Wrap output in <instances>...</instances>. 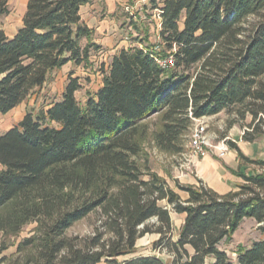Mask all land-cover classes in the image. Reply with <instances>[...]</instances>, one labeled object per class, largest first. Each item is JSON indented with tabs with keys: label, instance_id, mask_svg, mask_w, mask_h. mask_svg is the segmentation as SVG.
I'll return each mask as SVG.
<instances>
[{
	"label": "trees",
	"instance_id": "obj_1",
	"mask_svg": "<svg viewBox=\"0 0 264 264\" xmlns=\"http://www.w3.org/2000/svg\"><path fill=\"white\" fill-rule=\"evenodd\" d=\"M92 2L28 0L16 36L0 30L1 114L69 63L91 66L102 48L80 11ZM161 3L160 51L118 52L85 106L76 98L80 80L70 76L60 101L28 113L0 136V233L15 236L37 224L18 247V264H168L155 256L118 261L148 234L159 235L155 246L171 254L169 264H264V239L242 248L236 263L219 247L246 219L264 235V160L246 157L229 140L240 162L234 173L243 182L226 195L178 185L185 196L156 174L145 180L138 162L143 123L157 114L163 126L155 139L167 152L181 151L195 119L222 112L252 117L245 142L264 136V0ZM7 14L9 0H0V17ZM170 55L175 66L163 69L157 59ZM252 165L260 171H242ZM171 212L184 218L176 241ZM94 214L93 236H69Z\"/></svg>",
	"mask_w": 264,
	"mask_h": 264
},
{
	"label": "rangeland",
	"instance_id": "obj_2",
	"mask_svg": "<svg viewBox=\"0 0 264 264\" xmlns=\"http://www.w3.org/2000/svg\"><path fill=\"white\" fill-rule=\"evenodd\" d=\"M161 2L162 0H120V3L117 4L115 14L109 17L117 21L118 26L122 30L121 34L129 45H134L138 48H152L153 51L158 52V47L159 49L162 48L161 41L157 36V24L159 22L157 7L162 5ZM23 16V0H9V14L0 17V28H4L10 33L12 30L19 27ZM105 64L106 63L103 62V65H101L100 61H95L90 68L92 75L96 78L101 77L104 74ZM57 77L58 73H56L54 77H51L44 92H42L41 89L31 96V98L34 96L35 99L39 98V111L44 110L48 102L52 101L55 94H57V91H53ZM88 93L91 94L90 91L81 92L79 95L81 103L84 101V98L88 96ZM242 110L243 109H241V111ZM209 118V136L213 145H219L225 142V145L229 148L226 143L227 141H238L243 139V132L251 130L248 129L249 124L252 122V117L249 114H247L245 120H242L241 116L236 112H222L219 115ZM143 124L144 128H142L139 136V143L142 151L138 158V162L144 172L145 180H149L150 178L148 173L156 174L162 180H165L172 190L180 193L182 196L185 195L177 188L178 185L193 186L196 188L201 186L207 187L204 185L205 183L201 180L197 171V164L199 161H191L189 159L192 129L183 137L179 146L181 148L180 152H167L158 148L155 139L156 134L162 130L163 124L161 115H154ZM260 127L264 131V126L262 125ZM4 129L5 127L1 128L0 131L2 132ZM258 140L259 141L247 142V146L251 151H255L253 155L255 160H264V136L260 137ZM214 152L216 151H210V155L218 159ZM242 171L246 174H254L258 173L260 169L252 165L246 169H242ZM242 182L240 178V182L237 184H241ZM233 189H235V187ZM171 216L174 226L173 240L176 241L179 238L181 228L184 224V218L175 212H171ZM98 217L97 214H94L78 222L69 230V236L79 238L93 236L96 232V228L99 226ZM150 223L152 224L154 221ZM36 227V223L29 224L15 236H7L0 233V250H2L0 264H18V247L21 242L34 234ZM159 238L157 234H148L140 238L137 242L135 253L126 257H121L118 261L123 262L124 260L135 257L155 256L163 259L168 264L171 263L173 259L171 254H169L166 249L155 246ZM263 239L264 235L259 230V225L256 221L253 219H246L233 234L232 238L229 241H223L219 247L228 254L229 258L234 263H236L238 252L242 248H249L254 242ZM3 248L6 249L3 250ZM190 252L192 253V250H190ZM211 263H213V260L209 259L207 264ZM102 264L107 263L103 262Z\"/></svg>",
	"mask_w": 264,
	"mask_h": 264
},
{
	"label": "crops",
	"instance_id": "obj_3",
	"mask_svg": "<svg viewBox=\"0 0 264 264\" xmlns=\"http://www.w3.org/2000/svg\"><path fill=\"white\" fill-rule=\"evenodd\" d=\"M23 3L25 16L28 0H23ZM118 3H120V0H93L92 3L81 8L80 16L82 22L89 29L93 30L94 33L92 40L96 45L101 46L102 49L93 54L90 61L91 66L89 67L84 65L75 66L72 63H69L61 70L53 73V77L58 73L56 85L53 89V91H57V94H55L54 99L49 101L44 107L45 111L49 110L55 102L60 101L70 76L73 78H79L82 89L77 92L76 98L81 105L85 106L88 96H86L81 103L79 100L81 92L90 91L92 95H95L103 86V77L109 72L113 57L122 50H129L130 48L135 47L134 45H129L126 39H124L121 34L122 30L118 26L117 21L114 18L109 17L115 14ZM162 6L163 4L160 7ZM159 25L160 20L157 24V36L160 39L159 32L161 31V27ZM22 26L23 19L19 27L12 30L10 33L4 28H0V30L4 31L8 38L13 39ZM95 61H100L101 65H103V62L106 63L104 66V74L98 78L94 77L90 70ZM47 86L48 83L42 88V92H44ZM39 101V98L35 99V96L33 98L30 97L10 113L6 115L0 113V129L5 127L2 132L0 131V136L19 124L28 113H38L40 108H38ZM232 141L238 145L246 157L255 160L253 157L255 151H251L248 148L247 142L243 139ZM214 153L218 159L209 155L205 159L198 160L197 171L201 180L204 181V185L219 195H226L233 190L237 183L240 182V178L234 174V172L238 170L240 162L236 151L230 148H228V152H226L223 157L220 156L219 151Z\"/></svg>",
	"mask_w": 264,
	"mask_h": 264
},
{
	"label": "built area",
	"instance_id": "obj_4",
	"mask_svg": "<svg viewBox=\"0 0 264 264\" xmlns=\"http://www.w3.org/2000/svg\"><path fill=\"white\" fill-rule=\"evenodd\" d=\"M159 12V11H158ZM159 20H160V27L161 25V17L159 13ZM161 48L157 49V51H160ZM158 64L163 69H171L175 66V59L173 55H170L168 58L163 60H158ZM209 117H205L202 119H195L194 120V126L192 128V133L190 137V153H189V159L191 161H198L201 159H205L210 155V151H219L220 156L223 157L226 152H228V147L225 145V142L219 145H213L212 140L209 136ZM245 132H243L244 136Z\"/></svg>",
	"mask_w": 264,
	"mask_h": 264
}]
</instances>
